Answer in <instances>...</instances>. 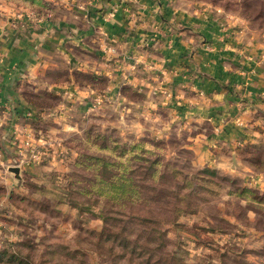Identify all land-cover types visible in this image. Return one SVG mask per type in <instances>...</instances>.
I'll list each match as a JSON object with an SVG mask.
<instances>
[{
  "label": "rangeland",
  "instance_id": "obj_1",
  "mask_svg": "<svg viewBox=\"0 0 264 264\" xmlns=\"http://www.w3.org/2000/svg\"><path fill=\"white\" fill-rule=\"evenodd\" d=\"M173 1L264 35V0ZM90 2L0 0V11L55 27L58 48L39 75L13 84L12 102L0 105V253L10 259L13 245L33 243L38 264H124L91 232H102L109 199L129 179L164 188L161 202L149 209L168 219L159 227L167 236L159 255L181 264H264V185L256 181L264 170L251 167L264 165V143L245 154L238 146L241 161L233 170L211 164L192 145L198 129L113 82L119 40L93 25L95 10L105 7ZM117 13L114 6L106 10L104 24ZM86 61L102 63L103 70H82ZM157 159L153 176L138 171Z\"/></svg>",
  "mask_w": 264,
  "mask_h": 264
},
{
  "label": "crops",
  "instance_id": "obj_2",
  "mask_svg": "<svg viewBox=\"0 0 264 264\" xmlns=\"http://www.w3.org/2000/svg\"><path fill=\"white\" fill-rule=\"evenodd\" d=\"M90 3L105 7L104 12L118 8L105 24L104 12L93 14V25L119 40L113 82L132 87L146 104L165 106L171 117L198 129L192 145L208 153L211 164L233 170L241 161L238 146L264 143L262 33L229 16L173 0ZM14 12L0 11V105L16 98L15 82L39 75L58 53L55 27L49 24L47 30L25 15L15 18ZM102 66L86 61L82 70L102 71ZM207 124L210 134L203 130ZM256 181L264 185V176Z\"/></svg>",
  "mask_w": 264,
  "mask_h": 264
},
{
  "label": "trees",
  "instance_id": "obj_3",
  "mask_svg": "<svg viewBox=\"0 0 264 264\" xmlns=\"http://www.w3.org/2000/svg\"><path fill=\"white\" fill-rule=\"evenodd\" d=\"M91 80L93 79L89 78L90 82ZM90 82L86 85L91 86ZM254 146L256 145L246 144L240 148L239 153L245 154L249 147ZM141 160L147 162L145 159ZM244 161L248 162L249 160L244 159ZM159 163L158 159L154 160L150 162L147 169L144 164L140 165L138 171L143 172L145 176L151 172V176H153V168ZM251 165L253 168H258L257 170H264V165L261 163L256 166L255 163ZM143 169H146L147 172ZM136 173L137 171L133 174ZM149 185L148 181H129V179L121 181L119 192L114 193L108 201L110 210L102 215L104 223L102 232L100 234L91 232V234L98 238L97 243L104 246L106 251H116L118 259L124 264H181L175 256L166 258L156 252L166 247V232L159 230V227L168 222V219L162 216H153L149 212L152 205L161 202V197L157 199V196L162 191L165 192L161 184ZM168 195L172 196L173 191L169 190ZM13 247H16V251L10 253V259H5L6 252L0 253V264H38L32 258V251H36V245L33 243L15 244Z\"/></svg>",
  "mask_w": 264,
  "mask_h": 264
},
{
  "label": "water",
  "instance_id": "obj_4",
  "mask_svg": "<svg viewBox=\"0 0 264 264\" xmlns=\"http://www.w3.org/2000/svg\"><path fill=\"white\" fill-rule=\"evenodd\" d=\"M11 171L14 172V173H17V174L19 173V169H16V168L11 169Z\"/></svg>",
  "mask_w": 264,
  "mask_h": 264
}]
</instances>
